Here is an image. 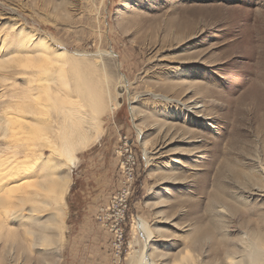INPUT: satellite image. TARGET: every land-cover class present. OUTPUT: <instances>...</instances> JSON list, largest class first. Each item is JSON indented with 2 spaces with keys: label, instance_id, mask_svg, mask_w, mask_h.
Segmentation results:
<instances>
[{
  "label": "rangeland",
  "instance_id": "rangeland-1",
  "mask_svg": "<svg viewBox=\"0 0 264 264\" xmlns=\"http://www.w3.org/2000/svg\"><path fill=\"white\" fill-rule=\"evenodd\" d=\"M54 51L100 81V133L71 169L51 156L68 180L61 212L40 210L45 198L20 211L8 222L20 245L1 224L0 264H129L141 252L186 264L188 249L229 264L252 232L264 237V0H0V123L20 92L38 94L37 69L62 65ZM0 130L2 149L41 143V130ZM25 216H53V241L24 239Z\"/></svg>",
  "mask_w": 264,
  "mask_h": 264
},
{
  "label": "bare ground",
  "instance_id": "bare-ground-1",
  "mask_svg": "<svg viewBox=\"0 0 264 264\" xmlns=\"http://www.w3.org/2000/svg\"><path fill=\"white\" fill-rule=\"evenodd\" d=\"M27 36L30 40L35 41L40 37V35L36 37L35 34ZM29 39L28 41H30ZM44 40L42 43L47 49L49 42ZM52 54L55 56L60 55L59 59L61 60L66 59L58 68L52 69L51 67L41 66L37 69L38 74L41 72L45 74V76L39 77L40 81L37 78L38 82H43V84L40 83L42 86L39 84L37 87L38 94L37 91L32 93L29 88L30 91L23 90L20 92L19 96H16L18 99L15 101V104H18L16 108L18 112L7 111V114L3 117V122L0 123L1 135L3 136L7 135L11 126L18 131L30 130L35 132L41 130L39 134L41 143L36 142V137L33 138L35 139L33 143L30 141L31 139L24 140L25 138L22 136L14 144L6 145L7 149H2L0 143V225L2 224V227L6 229L5 238L6 236L11 237L13 242L19 239L20 234L18 231L13 230L8 222L17 220L19 217L17 214L25 209L31 213L36 212L39 198H45L48 202L46 203V200H43L40 210L43 206L49 204L51 206L55 205L54 209L58 215L61 212L66 197L68 180L65 175H56L60 160L58 159L55 163L50 164L51 156L56 155L62 159L61 168L63 166L69 169L75 167L78 161V152L86 149L99 136L101 129L98 114L103 107L104 90L100 81L97 80V76L93 75V71L86 70L85 66L83 68L80 65L82 63L79 64L73 59L77 65L70 59L74 64L71 63L70 68H66L65 65H68L66 60H69L67 51H54ZM19 59L18 57H10L8 63ZM25 65L27 66L28 63H25ZM12 75V73L8 74V77L10 78ZM28 78L30 82L36 79L34 76ZM40 91L45 93L47 104L36 102L33 98L34 96L37 97ZM42 107L47 110L52 108L56 112L54 115L57 116V119L54 122L43 123V120L38 117L39 114L42 115L44 112ZM91 115L93 116L91 117ZM20 134L18 132L16 136ZM19 142L21 144L17 146ZM45 149L51 153L47 154ZM19 154H23V156ZM38 164H41L40 170L36 169ZM232 173L235 176L237 171ZM34 183H40L38 186L41 187V193L32 188ZM23 185L29 186L31 191L27 193L30 190L28 189L21 192V194H15L14 188ZM53 216L46 222H33L35 217L25 216L26 220L23 222H26V229L22 234L23 238L28 237L31 241H40L42 244L53 241L49 234V230L53 228V224L55 225L52 220ZM54 218L58 220L59 216H54ZM21 242L22 239L18 240V245ZM243 244L244 249L238 250L239 257L237 255L228 258L229 264H264V237L260 233L252 232ZM188 256L189 258H187ZM183 260H186V264H198L194 256L190 258L189 249L182 255ZM129 264H155V262L153 263L150 256L145 252H141L139 255L135 254Z\"/></svg>",
  "mask_w": 264,
  "mask_h": 264
},
{
  "label": "built area",
  "instance_id": "built-area-1",
  "mask_svg": "<svg viewBox=\"0 0 264 264\" xmlns=\"http://www.w3.org/2000/svg\"><path fill=\"white\" fill-rule=\"evenodd\" d=\"M122 237H123V236H122V233H121V234L119 235V237H118V239H117L116 242H120V244H121V242H122V241H121V240H122ZM120 244H119V246H120Z\"/></svg>",
  "mask_w": 264,
  "mask_h": 264
}]
</instances>
